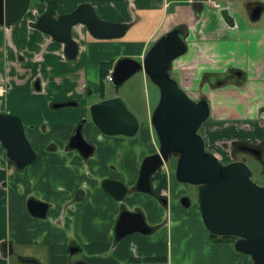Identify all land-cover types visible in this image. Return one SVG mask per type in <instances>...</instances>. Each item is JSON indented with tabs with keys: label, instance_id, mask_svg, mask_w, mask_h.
Wrapping results in <instances>:
<instances>
[{
	"label": "crops",
	"instance_id": "crops-1",
	"mask_svg": "<svg viewBox=\"0 0 264 264\" xmlns=\"http://www.w3.org/2000/svg\"><path fill=\"white\" fill-rule=\"evenodd\" d=\"M198 1L203 4L200 11H194L189 0H61L59 15L88 2L101 20L126 27L120 38L96 40L83 25H75L71 37L78 50L72 60L66 58L63 44L35 28L46 9L43 1L12 25H0V113L21 119L36 154L35 162L17 173L0 146V264H11L12 259L24 263L20 258L65 264L70 245L79 247L88 264H125L129 258L154 256H165L171 264L175 248L187 249L191 241L182 244L181 240L188 222L171 221L169 213L175 206L169 209L155 195L141 192L128 195L123 203L129 210L139 208L154 231L114 241L118 203L82 175L79 153L65 147L78 124L83 137L95 144V129L84 111L106 97L101 93V65L111 70L121 58L140 62L156 40L177 28L185 29L186 52L172 61L170 75L191 99L198 100L202 94L209 103L210 116L200 127L205 149L228 161L232 142L264 146V0ZM215 3L220 7L215 8ZM223 10L232 25L224 21ZM91 68H98V85L87 78ZM92 95L98 100L86 104ZM68 102L75 105L56 107ZM149 124L147 120L142 128L148 130ZM133 143L138 152L121 153L123 162L105 161L120 169L125 166L127 176L108 172L102 176L133 184L141 158L149 153L142 141ZM93 162L92 157L86 171L91 172ZM151 187L156 195L175 188L167 165L152 175ZM31 196L52 205L47 219L29 213L26 200ZM70 198L73 209L69 211L63 205ZM63 210L64 221L56 225L54 219ZM223 247L229 254L213 257L207 264H238L239 260L249 264L244 256H234L229 245ZM183 256L180 253L179 260L189 264Z\"/></svg>",
	"mask_w": 264,
	"mask_h": 264
},
{
	"label": "water",
	"instance_id": "water-1",
	"mask_svg": "<svg viewBox=\"0 0 264 264\" xmlns=\"http://www.w3.org/2000/svg\"><path fill=\"white\" fill-rule=\"evenodd\" d=\"M46 9L36 20L35 28L48 34L53 40L64 45L66 58L77 55V44L72 40L71 31L75 25H83L96 40H113L124 35L123 24L101 20L88 3L79 4L69 13L56 15L61 0H41ZM30 0H0V25L10 26L17 22L29 9ZM202 2L195 1L194 11L202 9ZM221 15L232 25L226 11ZM186 52V44L179 29H173L158 40L138 62L131 58L117 60L112 70V85L121 86L132 75L141 71L159 91V100L150 116V125L159 143L158 153L146 157L139 170L136 190L150 192V177L165 164L171 154H177L175 180L178 183L197 186L201 220L207 231L214 236H237L242 239L234 244V250L249 255L254 264H264V187L251 180V170L242 161L222 164L207 151L201 125L210 116L206 98L192 100L170 76L172 61ZM74 105L59 104L56 107ZM90 120L102 133L134 137L140 127L137 118L117 95L101 100L88 108ZM69 147L79 149L82 155L90 152L81 137L80 126L72 137ZM0 146L5 157L17 169H23L35 159L24 126L17 115L0 113ZM86 148L82 152L81 149ZM104 188L117 200L126 188L116 181H107ZM183 205H189L188 200ZM29 210L35 217H43L46 205L29 201ZM152 232L142 213L125 211L116 224V240L133 233L147 235ZM66 264H88L80 260H68Z\"/></svg>",
	"mask_w": 264,
	"mask_h": 264
},
{
	"label": "flooded vegetation",
	"instance_id": "flooded-vegetation-1",
	"mask_svg": "<svg viewBox=\"0 0 264 264\" xmlns=\"http://www.w3.org/2000/svg\"><path fill=\"white\" fill-rule=\"evenodd\" d=\"M254 11L255 12H253V13L256 14V11H258V10H254ZM56 15H59V14H57V11H56ZM219 83L220 84H223L222 81H220ZM103 84H104V82H103ZM102 95H104V91H103ZM107 98H110V97H104L102 100L107 99ZM68 103H73L75 105V102H68ZM92 125H93V127L95 129V131L93 130V133H92V137L95 140V144H91L90 142H88L83 137V134H82V125L81 124H78L72 130V132H71V134L69 136L67 145H66L65 148L68 151H76V152L79 153V157H80V160L82 162L81 163V173L83 171L82 175H85L89 180H94L96 182V185L98 186L99 190L102 193L107 194L111 198V200L114 199V201L116 203H118V206H117L118 213H117L116 218L114 220L113 232H112L113 240L116 241V242H118V241H120V240H122V239H124L125 237L128 236V235H126V236H124V237L116 240V236H117V234H116V224H117V222H118L121 214L123 212H125V211H129V212H132V213H139V212L142 213L139 210V208H134L133 210H129L125 206V204L123 203V201H124V199L128 195L132 194L133 192H139V191L136 190V185H137V182H138L139 170H140L142 161L146 157H149V156H152V155H155V154L158 153L159 143H158V139H157V136L155 134V131H154V129L152 128V126L150 124L148 126L147 134L142 133V131L144 129L142 128V125H140L139 130H138L137 134L134 137H126V136H123V135H114V136L113 135H107V134L102 133L94 124H92ZM78 126H80V132H81L82 139L84 140V142L88 146H90V152H89V154L87 156L82 155V153H81V151L79 149H75V148L69 147L70 144H73L74 143V141H72V137L74 136V133H75V131H76V129H77ZM145 135L148 137V139H146ZM136 140L142 141L143 145L148 149L149 153H147L146 155H144L141 158L140 163L138 165V168H136V171L137 172H136L135 180H134L133 184L131 186H126V184L122 180L118 179L117 177L102 176V175H104V173L107 174V172H108L109 175H111V173H112L113 175H115V174H119L120 176L122 175V177H126L127 176V172L124 170V168H125L124 165H126V164H122L124 167L122 169H120L117 166L116 163H113V162L111 163L110 162V163H106L105 164V161L108 160V159H111V158L113 160H122V154L121 153H130V154H132V153L138 152V148L136 146H134L136 144L133 143ZM149 148H151V152H150V149ZM228 148H229V153H230V159L228 161H220L222 164H227V163H230V162H233V161H242V162H245L243 160L238 159V154L239 153H244V154H246L248 156H252V158L257 163H259L261 165L262 168L259 171V175L262 176V177H264V162L262 160L264 146H262V145H259V146H250V145H247V144H242V143H238V142H232L229 145ZM2 150H3V153H4V149L3 148H2ZM81 150L83 152L84 150H86V148L81 149ZM3 156L5 157V153H4ZM92 157L95 158V162H93V166L90 167L91 172L90 171L88 172V171H86L87 165H88V161ZM177 157H178L177 154H171L170 157H169V159H168V161H171V162L175 163V165H176ZM35 159H36V156H35ZM35 159H34V161L32 163H30L29 165L25 166L23 169H20V170L16 168L15 164L12 161H10V162H11V164L13 166L14 172L22 173V172H24L26 170V168L28 166H30L31 164H33L35 162ZM122 162H123V160H122ZM164 165L165 164H163L162 166H164ZM162 166H160L155 171V173ZM101 167H104V170L105 171L102 170ZM78 171H80V168H77V172ZM174 171H175V166L173 168V171H171L172 172V175H173V180L175 182V188L174 189L169 190L168 193H160V194H157L156 195L155 192L152 190V187H151V177H152V175L155 174V173H153L151 175V177H150V180H149V183H150V192L149 193H146V194L155 195L156 198H157V200H158V202L160 204H164L165 206L168 205L169 206V209H170V207L175 206L173 204V202H172V199L174 198L175 191H176L175 189H177V187L179 188L178 190L187 189V185H188V184L178 183L175 180ZM93 178H95V179H93ZM251 180L254 183H256L258 186L264 187V182H262L261 180L258 181V180H253L252 179V173H251ZM107 181H116V182H119L120 184H122L126 188V192L122 196L121 199L117 200L108 191L105 190L104 183L107 182ZM195 189L198 190V187L195 186ZM182 196L183 197L181 198V203L183 204V201L188 200V197L186 196L185 193H183ZM72 197H74V196H72ZM29 201H35V202H39V203L45 204L46 205V211H45L44 216L41 217V218L42 219H47L48 210L50 209V207H52V205L50 203H46L45 201H41V200L37 199L35 196H31V197H29L26 200L27 209H28V211H29V213L31 215H32V213L29 210ZM188 203H189V200H188ZM72 205H73L72 204V198H70L63 205V209L66 208V209H68L70 211V210L73 209V206ZM171 211H173L172 208H171ZM63 215H64V210L61 213H59V215H58L57 218L54 219V223L56 225H61L63 223V221H64ZM144 221H145V219H144ZM152 231H154L153 228H152ZM215 238L216 239H212V238L211 239L212 240H215L219 244L229 245L233 249H234V244L237 241H239V240L242 239L241 237H237V236H215ZM79 251H80L79 247H77L75 245H70V247H68L67 257L65 259V264H66V261H68V260H74L73 255L76 254V253H80ZM234 251L236 252V254H238V256H244L246 258V260H248L249 264H254V262L252 261V259H251V257L249 255H245V254L240 253V252H238L236 250H234ZM20 260L22 262H24V263L37 264L34 260H27V259H22V258H20ZM77 260L86 262L82 258L77 259ZM15 261H17V260H15ZM243 263H244V260H240V262L238 264H243ZM11 264H12V260H11Z\"/></svg>",
	"mask_w": 264,
	"mask_h": 264
},
{
	"label": "rangeland",
	"instance_id": "rangeland-1",
	"mask_svg": "<svg viewBox=\"0 0 264 264\" xmlns=\"http://www.w3.org/2000/svg\"><path fill=\"white\" fill-rule=\"evenodd\" d=\"M35 3H39V0H30L29 8ZM97 69L98 68H91L88 71L87 78L89 79L91 84L95 83V85H98L99 74ZM171 77L174 79L173 76ZM211 80H214V78H212ZM211 84L212 83H210V85ZM103 91L106 97H111L113 95H117L118 97H120L125 103L127 109L137 118L140 125H142L144 122H147V120L148 122L150 121V116L159 100V91L157 87L153 85L141 71L132 75L118 89L114 87L112 83H104ZM95 100H98V96L92 95L91 97H87L86 104H91L95 102ZM84 112L86 114V118L90 120L88 109H85ZM200 132L201 128L199 129V133ZM142 133L147 134V130H143ZM222 147L223 149H226V144H222ZM220 159L222 160V158ZM238 159L245 161L244 163L250 168L252 172L253 180H261L262 182H264V177L259 175V171L262 167L252 158V156H248L244 153H239ZM262 160L264 162V150ZM165 165L168 166L169 171H173L175 163L168 161L167 163H165ZM178 189V187L177 189H175V195L172 199L173 204L176 206L175 211L173 209L171 214L169 213V216L173 218L171 221L176 219L177 221L184 220L188 222L187 229L184 230L182 234L183 238L181 240V243L184 244L183 241L186 239L191 242L188 243V247L185 250H183V246L181 245L178 246V248H175V250L173 251V259L171 264H186L185 262H183V258L179 260L180 253L183 252V257L186 261L189 262V264H207V262L213 257L220 258L221 255L224 254V252H228L226 254H229L230 251L225 250L222 244L218 245L219 243L211 239L210 233L205 228L200 216L197 189H195V186L187 185V189ZM183 193L186 194L189 200V205L187 207H185L181 203ZM199 224L201 228L199 227ZM207 236H209V238ZM31 250L32 248H30V251ZM232 254H234V256L236 255V253ZM73 258L74 260H77L82 258V255L80 253H76L73 255ZM239 262L240 260L238 261V263ZM12 264L29 263H18V261L12 259Z\"/></svg>",
	"mask_w": 264,
	"mask_h": 264
},
{
	"label": "trees",
	"instance_id": "trees-1",
	"mask_svg": "<svg viewBox=\"0 0 264 264\" xmlns=\"http://www.w3.org/2000/svg\"><path fill=\"white\" fill-rule=\"evenodd\" d=\"M41 1V0H40ZM177 29H180L181 30V37L182 39L184 40L185 39V35H186V32H185V29H181V28H177ZM106 64H102L101 65V68H100V84H101V93H103V80L107 74V71H108V67L106 66ZM204 83V81H202L200 83V86ZM230 84V82L228 83ZM212 87L214 86V84H211ZM120 86L116 87L117 89L119 88ZM201 98H205L204 95H200V99ZM210 237L212 239H216L214 235L210 234ZM215 241V240H214ZM125 264H167V258L165 256L163 257H159V256H154V257H145V258H141V259H138V258H129Z\"/></svg>",
	"mask_w": 264,
	"mask_h": 264
},
{
	"label": "built area",
	"instance_id": "built-area-1",
	"mask_svg": "<svg viewBox=\"0 0 264 264\" xmlns=\"http://www.w3.org/2000/svg\"><path fill=\"white\" fill-rule=\"evenodd\" d=\"M191 3H194L195 1H198V0H189ZM214 7L215 8H219L220 5L218 3H215L214 4ZM104 82L105 83H111L112 82V70H109L104 78Z\"/></svg>",
	"mask_w": 264,
	"mask_h": 264
}]
</instances>
